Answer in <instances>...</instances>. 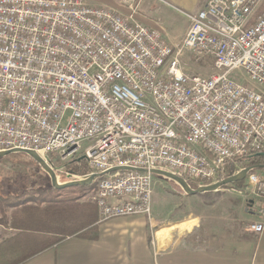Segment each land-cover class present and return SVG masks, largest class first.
<instances>
[{
    "label": "built area",
    "instance_id": "built-area-1",
    "mask_svg": "<svg viewBox=\"0 0 264 264\" xmlns=\"http://www.w3.org/2000/svg\"><path fill=\"white\" fill-rule=\"evenodd\" d=\"M261 1L207 0L170 43L84 0H0V152L51 168L45 155L63 167L83 156L89 172L77 178L95 176L100 220L150 215L153 169L215 180L234 157L264 150V89L229 77L242 69L264 85ZM184 52L209 57L213 72H185ZM246 175L262 219L249 229L261 232L264 178Z\"/></svg>",
    "mask_w": 264,
    "mask_h": 264
},
{
    "label": "crops",
    "instance_id": "crops-1",
    "mask_svg": "<svg viewBox=\"0 0 264 264\" xmlns=\"http://www.w3.org/2000/svg\"><path fill=\"white\" fill-rule=\"evenodd\" d=\"M159 1L166 8L162 11L165 15L171 17L173 11L185 15L182 28L172 36L179 38L189 26L187 14L195 13L207 0ZM84 2L111 7L133 19L136 12L137 16L150 15L152 3ZM138 2L146 4L147 9L142 11L140 6L136 9ZM164 32L167 39L165 29ZM44 170L52 179L49 171ZM153 174L161 175V180L168 184V179L177 183L162 173ZM87 196L77 200L78 206L63 220L58 219L53 209H38L34 213L11 209L5 221H0V264H264V225L261 232L249 229L251 223L262 220L251 205L239 211L232 205L223 208L203 205L176 219L171 218L169 209L160 211L151 207L150 215L100 220L94 195L91 199ZM235 214L243 221L236 222ZM43 245L47 247L41 248Z\"/></svg>",
    "mask_w": 264,
    "mask_h": 264
},
{
    "label": "rangeland",
    "instance_id": "rangeland-1",
    "mask_svg": "<svg viewBox=\"0 0 264 264\" xmlns=\"http://www.w3.org/2000/svg\"><path fill=\"white\" fill-rule=\"evenodd\" d=\"M151 1V11L148 12L150 13V15L137 16L136 12L135 19L139 20L141 23L146 25L149 24L151 26H154V24H156L157 27H155L158 28L164 36V29L166 30V35L169 42H180V40L184 36V33L182 34L183 36L181 35V37L179 38L172 36L176 34L177 30H180L182 28V25L185 23V15L179 13L178 11H173V14H170L171 17H169L162 12L166 8L160 5L162 4L161 1L146 0V4L148 5ZM263 1L264 0L261 1L260 5ZM146 4H144L143 2H138V5H136L137 7H135L137 9L140 6L141 10L145 11V9H147ZM260 5L258 6V9ZM179 14L181 15V17L179 16ZM189 24L190 22H188V25ZM169 33H173V35H169ZM181 60L184 71L191 74L207 76L214 70L211 59L209 57H203V59L195 60L190 56L188 52H184L182 54ZM229 77L240 81L242 84H245L247 86L255 88L259 87L261 89H264V85H260L251 81L243 73L242 69H236L231 71L229 73ZM44 158L49 164L52 165V168L54 169V172L58 177V181L61 184H64L67 181L73 179H78L77 175L74 177L65 178V174H60L57 170V167L62 164H60L59 161L54 158L53 155H45ZM62 168H64L63 165ZM256 173L264 178V171L259 170ZM161 177V175L153 174V194L151 207L159 208L160 211H168L167 209H169V212H171L172 219L186 217L188 216L189 212H194L203 205H216L217 207L221 208L227 207L228 205H232V207L234 206V208H236V210L238 211L239 208L241 210L243 207L251 205L249 204L250 200H252V196H250L249 194L251 192V186L248 184L246 185V181L242 187H236L235 185H232L230 187H220L217 190L207 191L205 193L191 194L187 193L177 183L173 184V181H171L170 179H168L169 184L168 182H166V180L162 181ZM52 186H54L52 179H50L48 173L44 170L43 165L35 158L30 157L29 155L28 157H24L19 156V154H16L9 158L0 160L1 194H18L25 191H33L38 192L37 195H41L38 197H44L45 191L50 189V187ZM94 192L95 189H88L86 190L84 196L89 195V198L91 199L92 195H94ZM235 216L236 222L243 221V219H241L240 217L238 218L237 214H235Z\"/></svg>",
    "mask_w": 264,
    "mask_h": 264
},
{
    "label": "trees",
    "instance_id": "trees-1",
    "mask_svg": "<svg viewBox=\"0 0 264 264\" xmlns=\"http://www.w3.org/2000/svg\"><path fill=\"white\" fill-rule=\"evenodd\" d=\"M264 12V1L260 5L259 9L256 12V16ZM255 16V17H256ZM253 18V20L255 19ZM19 154V156L28 157L24 152H12L3 156H0V160L9 158L13 155ZM31 157V156H30ZM250 169L249 172H257L259 170L264 171V150L260 151H251L244 155L234 157L225 167L224 174L220 175L213 181H207L204 183L184 178L191 188L196 189L197 187L204 184H211L216 181L223 180L228 178L243 169ZM65 178L81 176L89 172L87 162L83 156H77L64 163ZM67 173V174H66ZM69 173V175H68ZM62 176V175H61ZM246 177V178H245ZM241 180H236L234 182L227 183L222 187H230L235 185L236 187H242L247 179V175ZM67 181V180H66ZM93 182V183H92ZM84 184L77 185H67L64 187H55L52 186L50 189L45 191L44 197H38V192L25 191L18 194L7 193L5 195L0 193V221H5L4 218L7 217V213L13 209H21L22 211L36 212L38 209H53L56 210L59 217V220H63L70 215V211H74L75 207L78 206L77 200L84 196L86 190L95 189V181ZM79 189V191H78ZM85 191V192H84ZM44 193V192H43ZM205 193V192H201ZM44 204V205H42ZM69 214V215H67ZM63 239L62 237L58 240ZM47 246L43 245L41 248H46ZM2 248L0 247V250Z\"/></svg>",
    "mask_w": 264,
    "mask_h": 264
},
{
    "label": "water",
    "instance_id": "water-1",
    "mask_svg": "<svg viewBox=\"0 0 264 264\" xmlns=\"http://www.w3.org/2000/svg\"><path fill=\"white\" fill-rule=\"evenodd\" d=\"M12 152H14V151H12V150L3 151V152H0V156L6 155V154H9ZM25 153L27 155L35 158L36 160H38L43 165V167L47 171H49V173L51 174V177L53 179L54 186H56L58 188L64 187L67 185H77V184L90 183L93 180V178L95 177V176H89L87 178L85 177V178L73 179V180H70L64 184H61L58 181V178H57L54 170L51 167H49V165L44 161V159L42 157H40L37 154L32 153V152L26 151ZM249 170L250 169H248V168L243 169L240 172H238V173H236V174H234L228 178H225V179L220 180V181H216V182L211 183V184L199 186L196 189L191 188V186L188 184V182L184 178L179 177L178 175H176L170 171H160L159 169H153L152 173H162L163 175H166L167 177L176 181L187 193L194 194V193H201V192L217 190L218 188L222 187L223 185H225L227 183L234 182L236 180H241L246 176V174L249 172ZM251 203H252V200H250L249 204H251Z\"/></svg>",
    "mask_w": 264,
    "mask_h": 264
},
{
    "label": "bare ground",
    "instance_id": "bare-ground-1",
    "mask_svg": "<svg viewBox=\"0 0 264 264\" xmlns=\"http://www.w3.org/2000/svg\"><path fill=\"white\" fill-rule=\"evenodd\" d=\"M246 178V177H245ZM93 183V182H92Z\"/></svg>",
    "mask_w": 264,
    "mask_h": 264
}]
</instances>
